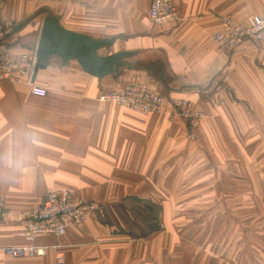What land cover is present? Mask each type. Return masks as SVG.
I'll use <instances>...</instances> for the list:
<instances>
[{
    "label": "crops",
    "instance_id": "crops-1",
    "mask_svg": "<svg viewBox=\"0 0 264 264\" xmlns=\"http://www.w3.org/2000/svg\"><path fill=\"white\" fill-rule=\"evenodd\" d=\"M177 20L154 26L150 0H9L0 50L34 69L44 19L94 40L118 37L98 52L134 53L129 68L96 78L57 57L26 85L0 80V264H264V42L218 50L221 19L244 22L264 0H170ZM33 75V74H32ZM142 83L188 102L202 117L191 127L115 103L106 92ZM67 189L94 211L81 228L32 243L16 214L48 191ZM159 210L143 234L135 203ZM33 245L43 256L16 259L6 247Z\"/></svg>",
    "mask_w": 264,
    "mask_h": 264
},
{
    "label": "built area",
    "instance_id": "built-area-1",
    "mask_svg": "<svg viewBox=\"0 0 264 264\" xmlns=\"http://www.w3.org/2000/svg\"><path fill=\"white\" fill-rule=\"evenodd\" d=\"M7 1L9 0H0V13ZM148 17L154 26L170 27L177 20V9L170 0H150ZM8 30L10 27L7 28L2 23L0 16V44ZM252 39L264 42V12L240 23H234L231 18L223 17L220 29L213 34V45L220 51L231 50L245 40ZM32 74L25 55L12 57L0 50V80L9 81L13 85H26L33 95L45 97L46 89L34 84ZM98 100L115 103L144 115H162L168 121L183 118L191 127L196 126L202 117L201 113L192 109L188 102L169 99L147 89L142 83H132L120 91L103 93ZM93 211V205L74 198L69 190L54 189L48 191L39 205L14 217L24 220V229L19 236L32 243L39 237L62 236L69 225L81 228ZM9 217L10 213L4 209L0 199V221ZM3 250L16 259L39 257L45 253L44 248L33 245L6 247ZM55 264L66 263L63 259L57 258Z\"/></svg>",
    "mask_w": 264,
    "mask_h": 264
},
{
    "label": "water",
    "instance_id": "water-1",
    "mask_svg": "<svg viewBox=\"0 0 264 264\" xmlns=\"http://www.w3.org/2000/svg\"><path fill=\"white\" fill-rule=\"evenodd\" d=\"M117 38L94 40L84 34L64 29L59 24L58 17L50 15L44 19L41 27L32 80L38 70L44 69L53 57H57L61 65H65L68 59L76 60L87 74L96 78L115 76L130 67L127 59L134 53L118 52L99 56L98 52L112 46Z\"/></svg>",
    "mask_w": 264,
    "mask_h": 264
},
{
    "label": "trees",
    "instance_id": "trees-1",
    "mask_svg": "<svg viewBox=\"0 0 264 264\" xmlns=\"http://www.w3.org/2000/svg\"><path fill=\"white\" fill-rule=\"evenodd\" d=\"M133 207L134 218L139 224L142 225L143 234H149L158 230L159 210L155 206L150 205L149 207L144 206L143 208L142 204L137 205V203H135Z\"/></svg>",
    "mask_w": 264,
    "mask_h": 264
},
{
    "label": "bare ground",
    "instance_id": "bare-ground-1",
    "mask_svg": "<svg viewBox=\"0 0 264 264\" xmlns=\"http://www.w3.org/2000/svg\"><path fill=\"white\" fill-rule=\"evenodd\" d=\"M176 6V5H175Z\"/></svg>",
    "mask_w": 264,
    "mask_h": 264
}]
</instances>
